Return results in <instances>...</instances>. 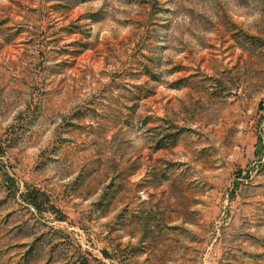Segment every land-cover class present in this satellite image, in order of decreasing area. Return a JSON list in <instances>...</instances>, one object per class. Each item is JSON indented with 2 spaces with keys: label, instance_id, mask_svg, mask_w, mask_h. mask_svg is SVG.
Masks as SVG:
<instances>
[{
  "label": "rangeland",
  "instance_id": "rangeland-1",
  "mask_svg": "<svg viewBox=\"0 0 264 264\" xmlns=\"http://www.w3.org/2000/svg\"><path fill=\"white\" fill-rule=\"evenodd\" d=\"M0 264H264V0H0Z\"/></svg>",
  "mask_w": 264,
  "mask_h": 264
},
{
  "label": "trees",
  "instance_id": "trees-1",
  "mask_svg": "<svg viewBox=\"0 0 264 264\" xmlns=\"http://www.w3.org/2000/svg\"><path fill=\"white\" fill-rule=\"evenodd\" d=\"M31 201L36 205V207L40 208V203H38L37 197L31 198Z\"/></svg>",
  "mask_w": 264,
  "mask_h": 264
}]
</instances>
